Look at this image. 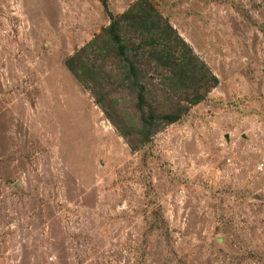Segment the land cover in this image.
Instances as JSON below:
<instances>
[{"label": "rangeland", "instance_id": "374dc122", "mask_svg": "<svg viewBox=\"0 0 264 264\" xmlns=\"http://www.w3.org/2000/svg\"><path fill=\"white\" fill-rule=\"evenodd\" d=\"M0 264H264V0H0Z\"/></svg>", "mask_w": 264, "mask_h": 264}, {"label": "trees", "instance_id": "16d2710c", "mask_svg": "<svg viewBox=\"0 0 264 264\" xmlns=\"http://www.w3.org/2000/svg\"><path fill=\"white\" fill-rule=\"evenodd\" d=\"M142 24L146 25V20L145 19H142ZM115 25H116V23L114 21L113 24H111L110 29L107 30V32H108L109 37H110L111 40L120 42V36L118 34V29L115 28ZM167 29L173 34L174 37L178 38L177 32L170 25H167ZM163 41L165 42L164 43V49L165 50L162 51L160 53V55H158V57H157V58H159L158 62L161 63V62L164 61V63L167 64L166 67H169L171 70H173L176 73L175 76H180V78L183 77V76H187V73L190 72L189 64L191 63V61L193 59H195L194 53L192 52V50L189 47H187V53L184 52L179 60H174L173 53L170 50L167 49L168 44H171V36L169 35L166 38H163ZM121 49H122V47H121ZM173 60H174V62H173ZM168 64H169V66H168ZM69 67L72 68L70 63H69ZM134 70L135 69H133L132 71H134ZM192 73H193L192 75H194L195 71L192 72ZM134 75H135V78H136V81H134L135 87L137 88V90L139 89L143 93L145 91V89L143 87L139 86V82L137 80V72H135ZM199 80L201 81V79H199ZM211 80L213 82V86L217 84V79L215 77H212ZM142 93H139L140 94L139 96H142ZM202 99H203V97L201 95L196 94L194 99L191 100V104L192 105H196ZM141 100H143V96H142ZM141 104L142 105L140 106V108H142V110L144 111L145 107L143 105V102H141ZM178 117H180V114H178L176 116L165 115L162 118H157V119H155L154 114L153 115L152 114L149 115V118L153 119V121H152V125L153 126H155L156 124L160 126V125H162V123L163 124H168V125L172 124V123L176 122ZM143 120H144V122H143V125H142V130L145 132V130H146L147 126H148V123L146 122L147 121L146 118H144Z\"/></svg>", "mask_w": 264, "mask_h": 264}]
</instances>
